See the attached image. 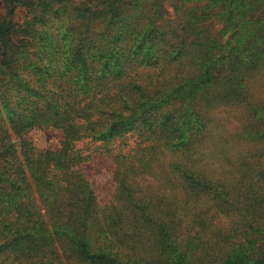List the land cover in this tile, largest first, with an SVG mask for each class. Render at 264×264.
<instances>
[{
  "label": "trees",
  "instance_id": "obj_1",
  "mask_svg": "<svg viewBox=\"0 0 264 264\" xmlns=\"http://www.w3.org/2000/svg\"><path fill=\"white\" fill-rule=\"evenodd\" d=\"M66 1L4 2L0 257L264 264V101L253 90L264 76V0H207L199 17L217 9L222 28L202 27V38L163 37L157 18L125 16L120 0ZM60 24L71 52L50 70L41 56ZM127 26L142 31L136 42L123 39ZM234 108L247 117L237 140L214 117ZM35 130L59 131L57 147L37 150ZM97 155L112 167L104 201L84 170Z\"/></svg>",
  "mask_w": 264,
  "mask_h": 264
},
{
  "label": "rangeland",
  "instance_id": "obj_2",
  "mask_svg": "<svg viewBox=\"0 0 264 264\" xmlns=\"http://www.w3.org/2000/svg\"><path fill=\"white\" fill-rule=\"evenodd\" d=\"M121 1V12L125 16H130L132 12L144 11L151 18H157L158 21L153 24L156 26V31L163 34V37L181 36L192 34L193 38H202V34L198 35L200 28L205 27L209 30L210 34H216L220 36V29L222 23L220 17L216 16L217 9H211V14L207 11L204 12V17L199 15L204 11L203 7L207 5V0H120ZM5 0H0V20L1 18L8 19V10L10 6L4 3ZM87 0H67V6H80L86 3ZM24 16V10L22 8H16L14 10L13 20L20 22ZM64 23L71 24V20L67 17H62ZM180 20L186 22L179 26ZM80 25V23H75ZM197 24V25H196ZM162 32H160V31ZM74 34L87 35L84 28L76 27ZM72 33V34H73ZM118 31L116 32V34ZM142 31H131L127 26V31L123 36L124 38H134L135 42L138 40V36ZM88 34H93L90 32ZM62 38H72L70 33H65L64 27H60L57 31H54L51 37L50 45L48 42L45 44L43 52H46L43 58V64L51 70V68L57 67L58 63L63 62V58L71 52L70 47L68 48L69 41H62ZM148 47V46H147ZM146 47V48H147ZM47 48V49H46ZM126 49L125 51H129ZM36 58V57H35ZM39 60V59H38ZM254 96L261 101H264V76L253 85ZM229 112V114H227ZM214 117L218 121L220 119L225 125V137L233 136V139L237 140V135L241 131L243 125L246 122L245 111L241 109H218L214 112ZM227 120V121H226ZM220 128V127H217ZM32 134V143L37 150H46L49 148L55 149L59 142L60 133L59 131H41L35 130ZM98 161L87 164L84 168L85 172L88 173L93 180L94 186L99 189L100 200L104 201L109 189V180L111 178V163L109 160L102 159L97 155ZM104 199V200H103ZM8 259L3 256L0 257V264H10ZM11 264H17L16 260H11Z\"/></svg>",
  "mask_w": 264,
  "mask_h": 264
}]
</instances>
